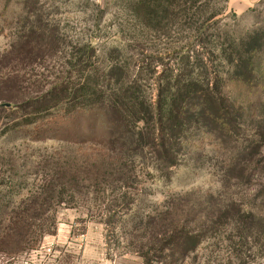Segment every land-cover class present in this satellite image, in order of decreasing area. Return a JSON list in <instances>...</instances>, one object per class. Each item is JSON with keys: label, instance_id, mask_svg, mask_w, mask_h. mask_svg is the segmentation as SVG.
Here are the masks:
<instances>
[{"label": "rangeland", "instance_id": "rangeland-1", "mask_svg": "<svg viewBox=\"0 0 264 264\" xmlns=\"http://www.w3.org/2000/svg\"><path fill=\"white\" fill-rule=\"evenodd\" d=\"M255 31L264 0H0V102L14 101L0 112V264H264V45L250 83L216 59L236 123L185 126L175 166L154 128L75 139L47 129L57 109L33 113L78 81L71 55L87 45L100 73L120 65L155 104L190 77L186 57Z\"/></svg>", "mask_w": 264, "mask_h": 264}, {"label": "trees", "instance_id": "trees-1", "mask_svg": "<svg viewBox=\"0 0 264 264\" xmlns=\"http://www.w3.org/2000/svg\"><path fill=\"white\" fill-rule=\"evenodd\" d=\"M263 41V32L255 31L238 43L225 40L221 48L209 54L212 58L197 60L196 56L189 55L184 69L190 77L175 79L173 85L166 82L168 94L163 96L159 92L155 104L149 103L142 95L144 90L139 79L117 80L116 71L120 65H109L100 73L92 64L95 49L90 44L71 55L72 65L79 74L78 81L60 83L46 95L36 98L33 113H50L57 109L59 116L52 122L47 121L53 124L47 129L56 128L59 133L67 132L75 139H79V136L74 137L77 134H93L109 124L112 127L117 124L140 142L145 139L141 127L154 128L150 139L160 159L175 166L178 156L173 149L178 145L185 126L191 123L212 125L225 135L232 132L236 123L233 118L236 104L222 92L223 74L215 65L216 59L225 61L232 68L224 75L250 83L256 77L255 58L262 50ZM1 101L0 112L12 110L14 101L11 98ZM30 123L31 120L27 119V124ZM63 128H66L65 132ZM259 136L264 137V130Z\"/></svg>", "mask_w": 264, "mask_h": 264}]
</instances>
